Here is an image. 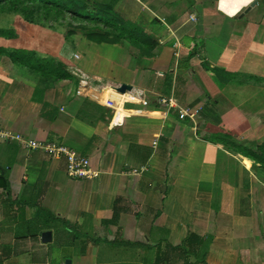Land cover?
Masks as SVG:
<instances>
[{"label": "crops", "instance_id": "1", "mask_svg": "<svg viewBox=\"0 0 264 264\" xmlns=\"http://www.w3.org/2000/svg\"><path fill=\"white\" fill-rule=\"evenodd\" d=\"M83 2L145 37L96 42L20 18L5 48L72 77L0 54V132L67 144L98 175L74 178L65 156L0 136V264H172L210 235L204 264H264V167L238 149L264 147V0L235 12L223 0ZM190 106L201 110L181 119ZM128 245L146 255L110 257Z\"/></svg>", "mask_w": 264, "mask_h": 264}, {"label": "trees", "instance_id": "2", "mask_svg": "<svg viewBox=\"0 0 264 264\" xmlns=\"http://www.w3.org/2000/svg\"><path fill=\"white\" fill-rule=\"evenodd\" d=\"M31 7L32 10L29 9ZM93 7L90 10L83 0H0V13L3 10H9L26 14L34 13V9H38L42 14L41 17L26 15L29 21L41 25L48 24L50 21L60 23L62 19L67 18L69 15L73 21L80 22L78 28L89 30L87 33L88 38L96 42H117L123 38L142 42L145 32L137 25L123 19L108 6L94 5ZM72 24L70 22V25ZM0 35L14 37L15 33L10 29L0 27ZM0 54H6L13 62L30 67L44 76L72 77L69 72L64 70L62 64L52 63L47 59L44 60L34 51L26 49L7 50L0 46ZM238 149L264 167V147H259L258 152H247V154H245V149H242V146ZM192 238L188 239V242H193L194 239ZM202 249H204L203 243L198 250H196L195 245L192 247V250L196 251H202Z\"/></svg>", "mask_w": 264, "mask_h": 264}, {"label": "rangeland", "instance_id": "3", "mask_svg": "<svg viewBox=\"0 0 264 264\" xmlns=\"http://www.w3.org/2000/svg\"><path fill=\"white\" fill-rule=\"evenodd\" d=\"M29 9L32 10V7L29 8ZM26 14L30 15V16H40V17L42 16V14L38 11V9H34V13H26ZM26 14L25 13H21L19 11H17V12H14V11H12V12L3 11L0 14V27L8 28V29H10V30H12L14 32L15 29L17 28L18 24H20V22H21L20 18L22 17L24 20H25V18L27 19V15ZM27 21L29 23L35 25L34 22H31L28 19H27ZM70 22H72L73 24L72 25H68V24H70ZM79 24H80V22L73 21L70 17H67L65 19H62L60 23H56V21H54V22L50 21V22H48V24H45V25H41L39 23L37 25V23H36V27L46 28V27H51L52 26V29H53L54 27H57V26L58 27H62L64 25H68V27H70V28H72V26L78 28L77 26H79ZM64 28L67 30V27H64ZM13 38H15V37L0 36V45H2L3 48H5V46L9 47L11 44L15 45L16 40L13 39ZM84 231H86V230H82L79 227H76L75 229H73L69 233V235H71V236L75 235V236L78 237L79 234L83 233ZM90 234L93 235V237L95 239H97V237H96L97 235L95 234V232H90ZM211 237L213 238L212 235L207 236L205 238L204 237L202 238L203 244H204V249H202V251H196V250L190 251V247L189 246H187V245L182 246V248L180 249V251H182L181 256H179L175 260V262H172V264H190V263H194V262H196V264H204V263H206V261H205L206 260V255H207V252H208V250L210 248V245L212 243ZM100 247L102 249L103 248H107L104 245H102ZM116 247H117V245L115 246V248ZM134 247H135V245L134 246H132V245L129 246L128 245L127 248L129 249V251H127L126 249H123V248H117V249L112 251V253L110 254V257L111 258H115L116 261H117V260H120V258L123 256L124 253L132 252L135 255L134 257L137 258V260L138 259H142V255H146V253H144L142 251V249H139V248H136V247L134 248ZM162 247H164V245H162ZM100 253H105V252H100ZM107 253H108V251H107ZM145 263L146 262H143L142 264H145Z\"/></svg>", "mask_w": 264, "mask_h": 264}, {"label": "built area", "instance_id": "4", "mask_svg": "<svg viewBox=\"0 0 264 264\" xmlns=\"http://www.w3.org/2000/svg\"><path fill=\"white\" fill-rule=\"evenodd\" d=\"M80 58L79 54L74 55ZM142 104L147 105L148 101L143 99ZM161 103L169 107H173L172 99H161ZM110 104V103H109ZM201 110V106L181 108L179 117L185 119L186 117L194 118ZM0 136L10 139H18L23 145L28 148H41L55 156H65L67 158V172L74 178H92L98 175V171L94 170L89 157L82 155L80 152L64 143L41 142L37 140L26 139L20 134H11L10 132H0Z\"/></svg>", "mask_w": 264, "mask_h": 264}, {"label": "bare ground", "instance_id": "5", "mask_svg": "<svg viewBox=\"0 0 264 264\" xmlns=\"http://www.w3.org/2000/svg\"><path fill=\"white\" fill-rule=\"evenodd\" d=\"M250 0H223L224 4H227V10L229 12H235L240 6L247 4Z\"/></svg>", "mask_w": 264, "mask_h": 264}, {"label": "water", "instance_id": "6", "mask_svg": "<svg viewBox=\"0 0 264 264\" xmlns=\"http://www.w3.org/2000/svg\"><path fill=\"white\" fill-rule=\"evenodd\" d=\"M256 3H257L256 1L252 2V4L247 8V10H249L252 6L256 5ZM126 88H127L126 85H122L119 89H120L121 91H125ZM49 233H50V232H46V233H44V236H46V235L49 234Z\"/></svg>", "mask_w": 264, "mask_h": 264}]
</instances>
